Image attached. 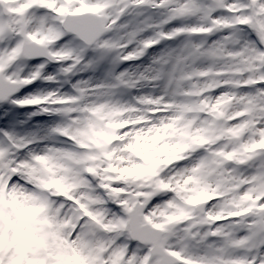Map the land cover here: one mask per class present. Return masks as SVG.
Returning <instances> with one entry per match:
<instances>
[{"label": "snow or ice", "instance_id": "1", "mask_svg": "<svg viewBox=\"0 0 264 264\" xmlns=\"http://www.w3.org/2000/svg\"><path fill=\"white\" fill-rule=\"evenodd\" d=\"M0 264H264V0H0Z\"/></svg>", "mask_w": 264, "mask_h": 264}]
</instances>
